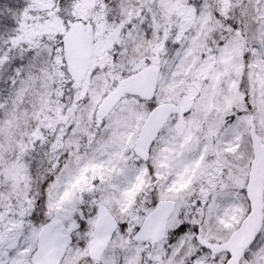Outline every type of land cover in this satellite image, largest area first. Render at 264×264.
Listing matches in <instances>:
<instances>
[{"label": "snow or ice", "instance_id": "obj_1", "mask_svg": "<svg viewBox=\"0 0 264 264\" xmlns=\"http://www.w3.org/2000/svg\"><path fill=\"white\" fill-rule=\"evenodd\" d=\"M0 264H264V0H0Z\"/></svg>", "mask_w": 264, "mask_h": 264}]
</instances>
